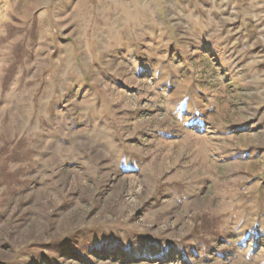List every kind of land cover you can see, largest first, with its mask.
I'll list each match as a JSON object with an SVG mask.
<instances>
[{"label":"rangeland","instance_id":"rangeland-1","mask_svg":"<svg viewBox=\"0 0 264 264\" xmlns=\"http://www.w3.org/2000/svg\"><path fill=\"white\" fill-rule=\"evenodd\" d=\"M0 264H264V0H0Z\"/></svg>","mask_w":264,"mask_h":264},{"label":"crops","instance_id":"crops-1","mask_svg":"<svg viewBox=\"0 0 264 264\" xmlns=\"http://www.w3.org/2000/svg\"><path fill=\"white\" fill-rule=\"evenodd\" d=\"M75 135V134H74ZM45 137H48V139L50 138V140L52 139V137L53 138H59L60 140H62L64 137H63V135L61 134V132H56V133H46L45 135H44ZM69 136H71L69 139L70 140H74V141H76V142H78V140H82V141H85V139L83 140V137H81V138H79L78 140L77 139H75V137L71 134V135H69ZM76 136V138H77V136L78 135H75ZM68 138V137H67ZM69 145H72L71 144V142L70 143H67V145L66 144H62L61 146H66V147H68ZM51 156V154L47 157V158H49ZM64 157V158H63ZM65 157H66V154H63L62 155V158L63 159H65ZM64 162V164H68V163H70V160H65V161H63Z\"/></svg>","mask_w":264,"mask_h":264}]
</instances>
